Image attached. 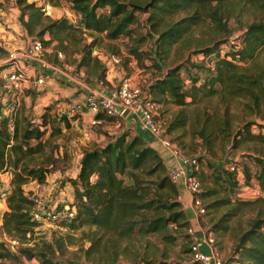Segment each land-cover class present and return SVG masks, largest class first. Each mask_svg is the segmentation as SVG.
<instances>
[{
	"label": "trees",
	"instance_id": "1",
	"mask_svg": "<svg viewBox=\"0 0 264 264\" xmlns=\"http://www.w3.org/2000/svg\"><path fill=\"white\" fill-rule=\"evenodd\" d=\"M69 1L81 15V25L72 24L64 16L51 19L40 10L35 0H19L23 4V27L41 40V36L48 31L50 38L46 42L55 39L57 45L68 53L70 50L63 40L71 39L74 42L75 31L85 29L90 31L91 36L92 33L104 34L108 39L131 35V25L138 22L137 13L143 12L137 0ZM243 8H249L254 19L236 37L230 38L232 31L228 27V19ZM146 12L145 22L150 28L148 33L154 36L157 48L150 54L152 65L159 68L168 49L181 38L191 35L194 30L201 31L200 27L206 20L210 21L213 31L209 44L195 48L198 60L190 61L192 68L186 70V77L182 74L183 64L177 63L162 67L160 74L144 86L154 100L163 105L172 103L179 107L176 115L167 123L165 131L172 133L178 128H184L190 119L196 121L192 125V132L200 136L207 148L213 145L218 135H231L233 147L246 140L264 141V132L252 130L254 121L244 122L232 131L233 119L229 114L230 103L239 98H251L257 107L264 103V67L255 60L260 52H264V0H152ZM178 12L185 14L172 20V16ZM99 38L92 36L81 45V55L77 62L78 68L83 66L92 71L98 70V79L104 78L107 73L106 65L96 54H92ZM143 38L140 36L137 41ZM130 53L136 58L141 56L136 46L130 49ZM215 96L223 106L220 114L216 107L212 112L203 111L201 115L200 110L186 112L187 107L197 106ZM49 109L50 105H45L35 120L28 119L18 109L0 118V172L12 171L0 227L5 235L16 237L21 242L27 241L26 233H32L34 226L39 223V220L32 218L31 210L36 202L24 183L29 179L42 182L48 172L46 167L29 166L27 162L35 152L43 151L46 144L47 137L44 138V135L49 129ZM62 120L67 121L65 116ZM68 124L67 121L65 126ZM259 126L264 127V124ZM53 127L49 132L51 136L60 132V126ZM186 133L183 130L171 139L180 142ZM203 156L194 157L199 164L204 159L211 167L210 174L219 184V189H201L202 175L205 173L201 166L198 170L192 168V173L197 175L201 183L197 196L202 200L216 195L220 189H224V193L203 203L204 212L198 218L208 213L207 208L215 209L225 205L227 208L222 214L216 220H211L210 231L213 230L216 235V232L230 228L229 221L233 217L249 211L247 227L237 229L234 234L232 258L242 264H264L263 153L249 156L252 167L234 160L233 170L228 167L229 163L215 164ZM238 171H241L246 183L254 178L261 193L252 198L240 197L236 190ZM69 181L73 188V198L68 204L74 208V213L58 222L70 229L85 225L94 227L92 232L99 234H92L89 249L97 250L103 237L113 247H117L120 240L154 233H160L166 242H174L177 235L166 232L169 225L185 227L191 224L179 199V188L170 179L164 159L144 135L132 133L129 129L119 130L104 143L83 149L78 171ZM186 235L192 236L191 233ZM65 246V240L60 236L52 242L43 240L36 246H18L14 252L5 240H0V258H14L15 264H25V259L33 260L35 264H75L68 259L57 258L56 253L63 254ZM187 249L190 250V247ZM21 257L24 260L21 261ZM137 264L152 262L144 260ZM153 264L201 262L195 259L188 262L158 260Z\"/></svg>",
	"mask_w": 264,
	"mask_h": 264
},
{
	"label": "rangeland",
	"instance_id": "2",
	"mask_svg": "<svg viewBox=\"0 0 264 264\" xmlns=\"http://www.w3.org/2000/svg\"><path fill=\"white\" fill-rule=\"evenodd\" d=\"M31 1V0H26ZM51 4V9L45 12L46 15L55 19L58 17H66L69 22L75 25H81V15L75 11L69 0H36L38 4L44 2ZM138 4L143 6L152 0H137ZM152 4V3H151ZM149 7V6H148ZM138 22L131 25L133 31L131 35H122L116 39H108L104 34L92 33V36H100L99 43L93 48L92 54H96L101 61L106 65L107 71H110L108 80L109 91L117 88L121 78L124 76H130L134 83L139 87H143L151 81L155 76L160 74V69L169 65L181 63L184 68L182 74L186 77V70L191 69L189 65L190 61L198 60V55L194 52L195 48H199L205 44L210 43L212 39L211 23L206 20L201 25V31L194 30L191 35H186L179 41L174 43L167 51L161 62V66L156 67L152 65V59L150 55L154 49H157L154 45V36L150 35L149 25L145 22L147 12H138ZM185 12L175 13L171 18L176 20ZM23 4L19 0H0V59H4L9 51H17L28 44L31 40L40 39L39 36L29 34L23 27ZM25 18V16H24ZM254 19L249 8H243L236 12L228 19V27L232 31L230 38L236 37L245 25ZM196 29V28H195ZM75 31V41L64 38V44L68 46V53L64 51L55 39L46 42L50 38V34L46 31L42 36L44 50L42 57L45 61L56 65L52 68L37 62L35 65L29 64L26 70L30 79L27 81V86L21 88V90H14L13 88L6 87L5 80L1 75V70L5 67V64L0 66V118L4 115H10L12 111H23L22 115H26L28 119H38L40 113L43 111L45 105H50L48 110L50 116L48 117V126L44 138L47 137L46 144L43 151L35 152L33 157L28 160L29 166L41 165L46 167L48 172L45 179L42 182H37L35 179H29L24 186L31 190V194L36 196L38 201V208H61L64 203H69V199L72 194V186L70 184V177H73L76 170L77 155L85 148L91 147L99 142L95 141L94 135L98 132H107L104 129L108 124L93 125L87 121V110L82 113H75L67 115L64 107L70 105L74 101L81 100L85 94L82 87H76V84L83 86H90L98 89L100 86H105L107 80L104 78H97L98 70L86 69V67H77L78 59L80 58L81 45L91 39V33L88 30ZM143 36L144 38L137 41V38ZM41 40V39H40ZM189 41V43H188ZM138 43V44H137ZM203 43V44H201ZM200 44V45H198ZM136 46L138 52L141 55L136 58L135 55L130 53V49ZM62 51V59L57 57V51ZM112 55H117L120 58L119 62H112ZM255 60L264 67V52H260ZM63 63L70 66L71 73L64 74ZM248 64H251L249 62ZM37 65V66H36ZM31 67V68H30ZM57 68V69H56ZM60 69V70H59ZM5 69V71H7ZM37 72L44 73L47 79V84L44 88H36L33 84L34 77ZM67 72V71H66ZM73 73V74H72ZM68 74L71 77L74 75L75 81L68 82ZM67 80V81H66ZM80 82L82 84H80ZM86 82V83H85ZM264 82V81H263ZM88 84V85H87ZM264 85V83H263ZM45 104V105H44ZM218 108V114L223 111V106L217 100V97H213L210 100L201 102L197 106H189L186 108V112H196L200 110V115L203 111L212 112V109ZM179 107L172 103L163 105L159 110L158 118L165 126L172 119ZM229 114L232 117V131L242 125L244 122H252L253 131L264 132V127L259 124H264V103L257 107L252 102V99L239 98L236 102L230 103ZM65 116L67 121H63ZM69 116V117H68ZM196 124L195 120L187 122L184 128H178L172 133H166L167 137L171 138L174 135L186 130V134L179 142L175 141L181 151L189 158L192 156H206L215 164H224L237 160L246 164H250V155L263 153L264 155V141L258 139L246 140L241 142L237 146L233 147L231 142V135H218L213 141V145L210 148L205 147L202 139L198 134L192 132V125ZM53 126H60V132H55L52 136L49 135L50 129ZM116 130V129H114ZM93 134V136H92ZM107 135V134H106ZM263 149L260 152V149ZM203 156V158H204ZM201 169L205 174L202 175V187H214L219 189V184L214 181L213 176L210 174L212 169L206 164L204 159L201 160ZM254 168V167H253ZM12 177V171L7 170L3 174L1 180V186L3 189H9L10 179ZM237 191L238 195L243 198H252L261 193L258 183L252 178L248 183L242 177H238ZM179 186V185H177ZM224 193V189L216 195H210L206 198H202L203 203H208L216 196H221ZM36 207V206H35ZM227 207L219 206L215 209L207 208V212L195 225V212H188V218L191 223L188 226L177 224L169 225L166 232L177 235L174 242H166L162 240L160 233L148 234L145 236L136 235L131 239L120 240L117 247H113L111 243L106 242V237H103L100 241V245L97 250L89 249L90 238L95 230L94 227L82 226L78 229H70L61 225L56 220H39V223L34 226L32 233H26L27 241L21 242L20 239L6 235L7 237L15 238L18 243L11 246L5 237V234L1 231L0 238L7 242V246L10 250L16 252L18 246H36L40 245L43 240L52 242L57 237H63L66 243L63 254L56 253L58 259H68L75 264H137L142 263L144 260L152 262L158 260H165L169 262L180 261L188 262L192 260L190 250V244L194 241L193 235L188 236L189 226L195 230L196 238H199L200 234H204L210 230L211 220H216ZM195 209V208H194ZM250 216L249 211L239 213L233 217L229 223L230 228L225 231H218L214 233L215 247L217 251L222 254L226 259H233V264H242L241 261L232 258L231 248L233 246L234 234L239 228H246V218ZM197 226L199 228H197ZM98 235L99 233H94ZM201 240V238L199 239ZM89 250V251H88ZM24 260L23 257L20 259ZM0 264H15L14 258H0Z\"/></svg>",
	"mask_w": 264,
	"mask_h": 264
},
{
	"label": "built area",
	"instance_id": "3",
	"mask_svg": "<svg viewBox=\"0 0 264 264\" xmlns=\"http://www.w3.org/2000/svg\"><path fill=\"white\" fill-rule=\"evenodd\" d=\"M36 1V0H35ZM37 3V2H36ZM38 4V3H37ZM42 12H48L51 9L49 2L38 4ZM44 50L43 42L40 39H34L28 42L24 48L17 51H9L4 59H0V66L5 64L1 70V75L5 80V86L13 88L14 90H21L22 87L27 86V81L31 76L27 74L26 70L29 64L35 65L37 62H42L49 67H56V65L45 61L42 57ZM57 57L62 59V51H57ZM112 62H119L120 58L117 55H112ZM37 66V65H36ZM64 74L71 73V65L68 66L63 63ZM5 71V69H7ZM57 69V68H56ZM60 70V69H59ZM73 74V73H72ZM68 81H75L74 75L68 74ZM78 82V81H75ZM74 82L76 87H82L85 94L81 100L74 101L70 105L64 107L65 113L68 115L77 112L82 113L85 110L91 113L89 122L93 125L111 124L117 131L121 130L124 126L125 114H132L140 126L147 131L150 138L159 142L172 156L177 159L174 165H167L170 179L180 187L185 188L191 194V205L195 212L196 222L198 217L204 212L202 200L197 196L196 192L200 189L201 183L196 174H193L191 169L198 170L200 165L198 160L192 156L187 157L180 149L179 146L171 138L167 137L165 133V126L158 118L159 110L162 108V103L151 98L146 88H141L134 83L130 76L121 78L117 88L108 92H102L98 89L86 86H80ZM86 83V82H85ZM33 84L36 88H44L47 84V79L44 73L37 72L34 77ZM80 84H82L80 82ZM187 167L189 168L187 170ZM230 169H235V164L229 162ZM237 168V167H236ZM6 172V171H5ZM3 173L0 172V183L3 178ZM238 177H242L241 171H238ZM8 189H3L0 184V208L5 203L6 194ZM36 204L31 210L32 218L36 220H56L62 218H69L74 213V208L69 204L64 203L61 208H38V199L32 195ZM36 206V207H35ZM195 230L189 226V233L193 235L194 241L190 245L191 258L198 260L201 264H233L232 261L226 259L220 254L215 247V237L212 231L202 233L199 238L195 236ZM6 237L7 242L14 246L18 243L15 238ZM201 238V240H199ZM200 242L205 245L201 248ZM25 264H35L33 260H24Z\"/></svg>",
	"mask_w": 264,
	"mask_h": 264
},
{
	"label": "crops",
	"instance_id": "4",
	"mask_svg": "<svg viewBox=\"0 0 264 264\" xmlns=\"http://www.w3.org/2000/svg\"><path fill=\"white\" fill-rule=\"evenodd\" d=\"M110 74H111L110 71L109 72L107 71V73L105 75V79L107 80V84L105 86H102V87L100 86L98 88V90H100L102 92H108L109 91V88H108V83H109L108 80L109 79L108 78H109ZM167 104H169V103H167ZM167 104H165V105H167ZM86 116H87V121H89L90 118H91V113L88 111ZM124 117H125L124 118V126H123L122 129H129L130 132H132V133H140V134L144 135L145 138H147V140L149 141V143L158 150V152L160 153V155L164 159V162L167 165L171 166V165H174V164L177 163L176 162L177 159L174 156H172L168 150H166L159 142L154 141V140H152L150 138V136L147 133V131H145L140 126V124L137 122V120H135V118L132 116V114H128L127 113V114H125ZM104 129H106L107 132H98L97 134L94 135L95 141H97L99 143H104L105 141H107L109 136H112V135H114V134H116L118 132L117 130H114V127L111 124H108L107 126H105ZM92 136H93V134H92ZM81 155H82V151H80L78 153V155H77L76 170H75L74 174H72L73 176H75L77 171H78V165H79V160H80ZM188 169L189 168L187 167V170ZM4 173H6V172H4ZM178 188H179V199L181 200V202H182V204H183V206H184V208L186 210V213L188 214V212H190V211L194 213V209H193V207L191 205V194H190V192H188L183 187L178 186ZM72 198H73V190H72V194H71V198L69 199V202L72 201ZM5 208H6V203H4L3 206L0 208V223H1V213H2L3 210H5ZM194 221L196 223L195 225H197L198 223L196 222V218L194 219ZM197 228H199V227L197 226ZM200 245H201V248H205V245L202 244L201 242H200Z\"/></svg>",
	"mask_w": 264,
	"mask_h": 264
},
{
	"label": "water",
	"instance_id": "5",
	"mask_svg": "<svg viewBox=\"0 0 264 264\" xmlns=\"http://www.w3.org/2000/svg\"><path fill=\"white\" fill-rule=\"evenodd\" d=\"M151 3H152V1H149V2H147L146 4H144L143 6L139 5V8L142 9L144 12H146L147 9H148V6H149ZM0 240H1V238H0Z\"/></svg>",
	"mask_w": 264,
	"mask_h": 264
}]
</instances>
